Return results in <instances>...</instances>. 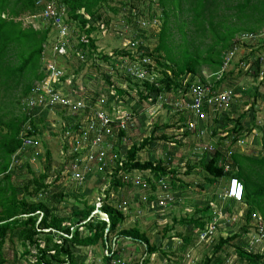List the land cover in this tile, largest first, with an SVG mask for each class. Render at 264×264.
Instances as JSON below:
<instances>
[{"label":"trees","instance_id":"1","mask_svg":"<svg viewBox=\"0 0 264 264\" xmlns=\"http://www.w3.org/2000/svg\"><path fill=\"white\" fill-rule=\"evenodd\" d=\"M36 1L0 0V264L6 263L2 248L7 237L11 241L17 240L22 247L19 258L27 264H80L74 250L98 245L109 254L102 256L103 264L114 262L131 264V261L132 264H153L152 257L157 253L167 258V250L161 245L152 244L145 231L137 226V222L130 228L122 227L129 213L125 212L123 202L112 204L108 190L104 197L99 198V207L96 206L97 203H88L87 191L81 196L73 195L76 210H71L68 216H62L59 214L58 206L66 203L70 194L67 191L49 190L51 184L45 182L46 174L25 179L20 193L13 182L11 170L20 173L25 167L33 174L29 160L18 165L13 159L18 153L24 154L27 149L22 150L21 134L26 133L28 137L38 134L33 111L27 104L33 98L35 82L41 81L44 77V60L45 62L48 59L52 60L58 69L62 68L66 72L69 71L70 65V62L65 60L64 49L67 46L59 54H52L57 37L50 33L49 23L46 24L40 18H33L41 11V8L36 6ZM110 1L112 0H56L57 4L65 9V23L73 32L72 38L75 36L79 40L78 48L81 54L75 52L68 58L70 60L72 57H79L77 68L73 70L74 75H78L86 67L84 57H89L90 64L97 68L100 77L108 85V90H112L119 98H131L135 93L140 103L151 100L158 103V97L168 93L171 101L175 98L188 101L186 95L189 94L191 86L198 84H210L211 92H217L220 85L234 71L225 72L219 80L214 76L207 81L199 75L200 71L207 68L210 73H217L223 65L224 55L232 47L238 50L241 44L245 46L247 42L250 44L258 41L256 38L243 41V34H257L264 30V0H125L120 2V7L110 6ZM104 8L114 16L121 15L126 25L134 27L135 35L132 40L137 39L135 36H140L141 21L144 24L157 22L158 31L151 33L157 40L153 51L143 52L140 44L136 54L126 50H114L112 55L97 53L96 42L100 35L105 33L101 26L104 24L108 27L110 22V19L103 18ZM27 18L29 20L32 18L39 28L32 23L26 24ZM175 34L179 35L177 39ZM145 38L149 40L150 37L145 35ZM259 56H255L252 51L249 56L251 59L243 56L239 61L240 64L244 62L249 67L254 64L258 74L261 66H264V63L262 64L264 61H261ZM119 57H127L130 64L124 60L116 64ZM146 61H150L153 67L145 65ZM135 63H139L147 71L146 79L135 80L134 76H129L127 70ZM233 63L238 64L237 73L240 74L244 69L238 62ZM103 64H106L109 70L103 71L101 69L104 67ZM157 67L160 68L158 73ZM197 76L199 78L195 81ZM125 82L127 83L122 87L121 84ZM101 96L106 98V105L110 107L114 95L108 91L102 93L96 91L93 99ZM251 107L254 105L251 104ZM131 112L130 117L135 123L136 115L134 111ZM174 114L178 116V121L185 119V123L187 121H194L197 125L200 123L188 119L189 115L186 112ZM62 117L64 118V115ZM242 117L244 114H239L233 120L234 126L228 132L230 136L241 132ZM222 119L227 123L232 121L228 116ZM224 120L215 118L214 122L219 125L222 122L226 127ZM179 124L178 127L181 128L183 125L181 122ZM76 129L77 127L74 130ZM154 130L139 143L132 141L129 132H119L118 142L121 146V139L126 138L127 149L122 165H118L110 176L109 188L117 192L125 185L119 175L120 172H149L150 176L145 178L143 183L146 184L145 188L148 187L147 196L150 197V201L156 202L154 205L157 206L159 201L152 195L157 189V184L166 176H173L171 178L173 185L177 180H174L175 171L169 167V163L162 160L152 162L138 159V153L157 140L154 137ZM199 131L197 128L192 134L198 137ZM186 132L189 133L187 130ZM210 133L212 138L215 130ZM161 139L166 137L161 136ZM236 139L234 138V143ZM208 147L204 153H211L213 148L215 151L208 159L204 156L201 160V167L208 177L207 180L217 184L223 178L222 181H229L230 178L236 177L244 187L243 200L240 203L252 208L246 211L244 224L238 232L227 237L219 236L222 227L216 222L215 236L209 238L210 241L206 239L207 241L201 242L199 234L205 231L210 221L213 222L212 209L217 205L210 203L202 208L196 207L194 214L197 213L199 217L192 213L178 221L174 220L182 226L191 225L193 228L185 234L174 236L179 240L177 249L189 256L187 251L193 248L194 243L212 244V254L204 256L199 264H227L230 255L225 254V247L230 245L234 248L239 264H264V253L248 252L243 243V237L248 232L247 227L252 222V214H257L261 219L259 223L264 227V158L262 156L251 158L233 153L229 160L227 153L224 155L218 145L213 144L210 150ZM28 150L27 155L31 158L32 150L29 148ZM228 161L230 172L224 171L223 166V163ZM67 174L70 176L69 172ZM255 179L260 181V189H256L259 183H256ZM126 185L129 186V183ZM100 196L102 195L99 194L97 198ZM234 203L232 201L231 204ZM96 210L100 212L95 213ZM103 215L106 218H103ZM168 233V227L164 226L161 238L165 239ZM127 243L129 245L125 246ZM130 245L142 251L139 258L131 256L134 250L129 247Z\"/></svg>","mask_w":264,"mask_h":264},{"label":"rangeland","instance_id":"2","mask_svg":"<svg viewBox=\"0 0 264 264\" xmlns=\"http://www.w3.org/2000/svg\"><path fill=\"white\" fill-rule=\"evenodd\" d=\"M124 1L125 0H112L110 1V6L120 7V2ZM138 6L141 7L140 4ZM103 11V18H107V20L110 19V22L108 27H106L104 24L101 26V28L105 29V33L101 34L96 42L97 53L100 52L101 54L112 55L114 54V50H126L128 52L130 51L131 53L135 52L136 54L137 49L139 48L138 45L140 44L142 45L141 47L143 52L153 51L157 44V40L156 37L151 36V33L158 31L157 22L144 24V22L141 21L139 28L140 36H135L137 39L132 40L131 38H133L135 35L134 27L131 25H126L123 22L121 15L114 16L110 11H107L106 8H104ZM145 13L147 16V12ZM158 14L159 13L157 12V15ZM25 23H32L33 26L39 28L37 24L34 23L32 18L30 20L27 18ZM145 35L150 37L149 40L145 38ZM175 37V39H177L179 35L175 34ZM78 42V38L74 36L68 45L69 47L65 51V60L68 63L70 62V65H68L69 70L76 69L78 65V56H76V58L72 57L69 60L70 55H73V53L77 52L78 55L81 54V51L78 48ZM207 42H209L208 39ZM263 44L264 30L259 32L257 42L254 41L250 44L247 42L245 46L241 44V47L237 51V62L240 63L239 57H243L248 52V50L251 52L253 51L255 56L263 55L264 57V49H262ZM232 49L233 47L231 50ZM89 60V57H84V63L86 62V67H84V70L80 71L79 74L74 77V80L71 79L70 83L67 81L63 84L62 91L65 94L67 93L70 96V99H80L78 96L90 97V95H95L96 91L102 93L103 89L104 91L108 90V85L105 84V81L100 77V74L96 70L97 68L93 66V64L91 65ZM117 60L116 64L122 60L130 64V61L127 57H119ZM261 61H263L262 58ZM47 64H53V62L48 59ZM47 64H43V67H46ZM103 65L104 67L101 68L103 71L109 70L106 64ZM242 69L244 70L239 74L237 73L238 64L236 65V63L233 62L229 63L227 71H234L236 73L233 72V74L220 85L221 87L217 90V92L230 91L233 94L231 104L228 106H218L217 110L212 108V103L208 104L206 113H203L202 118H199L202 124L198 125L197 127L203 130L205 128L206 133H204L202 137H207L212 130H215L217 137H221L224 134V131H219V129H224V126L222 125V122L221 125L214 123L215 118H218V120H224L222 118L228 116L229 119L232 120L231 122H233V120H235L239 114H244L245 117L242 119L241 124L244 128V132L247 133L243 132L244 135H242V138H247L245 143H248L252 148L256 147L258 153H261V155H263L262 157L264 158V147L262 146L264 141L263 137H261L264 135V75L259 74L261 68L257 74V69L254 64L250 67L248 66L247 68L244 67ZM157 70L158 73L160 68L157 67ZM209 71V69L203 68L199 75L206 77L209 75ZM198 78L199 76L195 78V81ZM126 83L127 82L123 84ZM35 85L38 86V82H35ZM167 100L170 101V97H168ZM251 104L252 106L254 105V107H251ZM113 105L115 107L119 106L120 109L129 113H132L131 110L134 111V114L136 115L134 127L128 131L129 136L132 137V141L139 143L143 138L149 136L154 128H156L154 130V137H156L157 140L139 152L138 159L141 161L149 160L152 162L162 160L164 163L169 162L171 159L170 161L172 166H177V177L182 182V185H185V189L184 186L181 187L180 184L176 185V187L171 186L170 176H166L157 184V189L154 190L155 193H151L155 199L160 202L159 205L162 206L158 205V208H156V206L153 208V204L156 205V202L154 203V201H150V197L147 196V194H149L147 193L149 192L148 187L142 188V181L143 179L150 176L149 172H120L119 175L122 177V181L125 185L120 187L117 192H114L109 188L111 184L110 176L112 175V172L110 173L111 168L105 170L104 173L107 174V176L104 174V176H99L98 174L100 173L97 171H91L83 184L77 185L74 181H72L71 177L68 176L67 173L70 164L74 162V160L70 159V155L75 149L80 150L82 144L78 139V135L74 134L69 127L74 121L73 117L69 114L70 110L68 108L56 109L57 114L55 109L52 111H44L41 109V111L33 112L34 123L38 128V134L35 135V137L38 140L39 145L35 147V149L29 148L32 150L31 158L27 155L29 153L27 148L24 154L18 153V155H16L13 159V162L18 165H22L25 161L29 160V166L33 171V174L29 173L25 167L21 169L20 173H14L15 171L11 170L13 174V182L19 188L18 190L20 193L25 179H31L32 177H38L42 174H46L45 182L51 184L49 190L55 192L67 191L70 194L68 201L66 203H61L58 206L59 214L62 216H68L71 210H76V207L73 204V195L81 196L84 191H87L86 195L88 196V203H97L96 206L99 207V198L104 197L106 195V191L108 190L112 204H121L123 202L122 206L125 207V212L129 213L127 214L126 222L122 224V227L127 229L134 226L137 222V226L142 231H145L152 244L159 246L161 245L167 250V258L163 257L160 253H157L152 257L151 263L199 264V261L204 256H210L212 254V244L194 243L193 248L190 249L189 258H187L185 254H182L177 249L178 244L173 237L165 239H162L161 237L164 226H167L169 229L168 236H175L177 233L182 235L187 233L188 230L193 229L191 225H187V227L182 226L179 223H175L174 220L178 221L185 216L192 214L196 207H205L207 204H209L206 203L209 201L207 200L208 196L209 198L214 199L217 197V195H222L224 193L226 186L223 189V183H217L213 185L210 187V190H208V186H205L206 190L201 193V190L198 187L199 185H203V182L200 180V176L197 175L195 177L194 172L191 176L189 174H185L187 161L190 158H192V161L196 160V157L191 155L190 152H192L194 148H196V150L199 148L197 144L205 145L204 143H207L208 146L212 139L209 136V138L199 140L191 132H189L190 136H183L182 133L184 130L185 119L180 120L183 126L181 128L178 127L180 124L178 121V116L174 114L176 111L170 108L167 109L166 105H164L165 107H162L161 103H154L152 100L151 102L147 101L145 103H140L138 102V96H136L135 93H133L131 98H116L113 102ZM61 111H65V113ZM63 115L64 118L62 117ZM188 119L195 121L197 120V118L193 115H189ZM225 123L227 126H229V123L226 121ZM232 124L233 123H231V125ZM245 128H247L249 132L245 130ZM161 136H165L166 139H161ZM218 140L219 138H214V141ZM205 146L200 148H202L204 151ZM235 146H237V149L239 148L238 144H235ZM121 147L126 148L127 145ZM84 154L87 155L88 152L85 151ZM33 156L34 158H32ZM95 167L96 165H94L93 169H95ZM223 179H221V181ZM255 181L256 183H259L256 186V189H260V181L256 179ZM127 183H129V186L126 185ZM69 191H71L72 195ZM99 194L102 196L97 198ZM179 197L181 198V201H183V207L177 208ZM173 203H175V206L172 205L173 207L168 208L170 204ZM231 203L232 201L227 200L224 204V207H226L230 216H236L234 217L235 221L233 223H228V220L230 219L228 218L229 215H224V230H222L219 235L222 237H227L234 234L235 232H238L242 224H244L246 211L252 208V206L245 205L243 203ZM171 209H174V213L169 212ZM91 216H93V214ZM247 228H250V231L254 230V226ZM119 241H121V239ZM167 241L169 242V247L167 245ZM246 241L247 238L243 237V243ZM128 245V243L125 244V246ZM129 247L134 250L131 253L132 257L139 258L142 255V251L136 249L135 246L132 245L131 247L130 245ZM2 249L3 257L6 261L5 264H27L26 261L19 258L22 247L19 245L16 239L11 241L7 237ZM131 249L127 250L131 251ZM74 251L78 255L77 260L80 262V264H103L101 259L103 255H106L105 251L102 250L99 245L84 249L77 248ZM225 251V254L230 255L227 260V264L240 263V261L238 262L237 260L236 253L232 246L228 245L225 247ZM181 255H184L182 260ZM168 260L169 262H167ZM132 263L133 262L131 261V264ZM113 264H121V262H114ZM125 264H128V262Z\"/></svg>","mask_w":264,"mask_h":264},{"label":"built area","instance_id":"3","mask_svg":"<svg viewBox=\"0 0 264 264\" xmlns=\"http://www.w3.org/2000/svg\"><path fill=\"white\" fill-rule=\"evenodd\" d=\"M36 6L41 8V11L37 16H33V18H40L46 24H50V33L57 37V43L52 49V54H59L65 46L67 48L69 47V38H72L73 35L72 30L65 23V9L59 6L55 0H37ZM258 35L259 33L243 34L242 39L243 41L252 40L253 38L258 39ZM66 49H64V52ZM237 51L236 47L229 50L223 57L224 62L221 69L215 74L209 73L203 79L207 81L216 76V80H219L221 75L227 72L229 63L235 60L237 62ZM260 57L264 61L263 55ZM47 61L45 62L46 64ZM51 62L53 61L51 60ZM144 63L145 65L153 67V64L148 61ZM240 66L241 68H247L249 65L246 66L243 62ZM263 69L264 66H261L259 74L263 75ZM146 72L139 63L133 64L127 70L129 76H134L133 78L135 80L146 79L148 75ZM65 73H67V76L64 77ZM75 76L73 70L66 72L62 68L58 69L54 64H47L46 67L44 66V77L38 82V86L35 85L33 98H31L27 106L33 112L41 111V109L44 111H52L58 108H68L70 110L69 114L73 117L74 122L69 127L74 134L78 135L82 147L80 150L75 149L70 155V159L74 160V162L70 164L68 172L70 173L72 181L76 184H82L91 171L95 170L98 173H104L106 169L111 168L110 173H113V170L118 165H122V162L125 160V149L127 148H122L121 146H126V138L121 139L120 146L118 135L120 131L128 132L133 128L134 119L130 117L129 112L120 109L119 106L115 107L113 105L114 100L118 97L112 90H106L114 95V100L111 102L110 107L106 105V98L103 96L95 99H93V95H90V97L78 96L82 100L70 99V96L67 93L65 94L62 88L64 83L67 81L70 83L71 79L74 80ZM151 81L153 82V79ZM121 86L124 87L123 83ZM210 89V84L192 85L189 94L186 95L189 98L188 101L183 98H175L171 101V96L168 93L158 97V104L161 103L162 107L166 105L167 109L173 108L176 112H186L187 115H193L197 118L196 121L198 122L200 121L199 118H202L203 113H206L208 104L212 103L214 110H217L218 106H228L231 104L233 94L230 91L211 92ZM168 97H170V101L167 100ZM61 112L65 113V111ZM185 125V129L191 133L198 128L197 123L194 121H187ZM75 127H77L76 131L74 130ZM204 133H206L205 128L204 130L200 129L198 137H201ZM21 139L22 150L26 148L35 149L39 145L35 136L28 137L26 133H22ZM85 151L88 152L87 155L84 154ZM92 164L93 167L96 165L95 169H93ZM142 182H145V179ZM145 187L146 184L143 183L142 188ZM243 195L244 187L242 182L236 177H232L228 181L222 200L228 199L235 203H240L243 200ZM96 212L100 211L96 210ZM103 218H106V216L103 215ZM259 220L261 219L257 214H252L253 223L251 222L248 227L254 226V230L250 231L251 229L248 228V232L244 235L247 238V241L244 243V248L248 252L264 253V227L259 223ZM215 223L216 221L208 223L205 231L199 234L201 242L207 241L206 239L210 241L211 237L215 236ZM105 253L109 255L107 251ZM186 257L189 258V256Z\"/></svg>","mask_w":264,"mask_h":264},{"label":"crops","instance_id":"4","mask_svg":"<svg viewBox=\"0 0 264 264\" xmlns=\"http://www.w3.org/2000/svg\"><path fill=\"white\" fill-rule=\"evenodd\" d=\"M251 55V52H250V50H248V52L244 55V56H248V58H249V56ZM245 117V116H244ZM244 117H242L241 119H240V122L242 121V119H244ZM230 118H231V116H230ZM232 119V118H231ZM236 119V118H235ZM180 122V121H179ZM215 123V122H214ZM231 123H233L232 125H231ZM242 123V122H241ZM202 124V122H200V123H198V125H201ZM233 126H234V121L233 122H229V126H226V127H224V129H219V131H224V134L220 137H217V135H216V132H215V134H214V136L211 138L212 139V141L213 142H210V144L207 146V143H204L205 145H202V144H197L198 146H199V148L196 150V148H194V150L192 151V152H190V154L191 155H193L194 157H196V160L195 161H192L191 159L192 158H190L188 161H187V164H186V172H185V174H189L190 176L193 174V172H194V176L196 177L197 175H199L200 176V180L203 182V185H199L198 187H199V189L201 190V193H203L204 192V190H206V188H205V186H208L209 188H208V190H210V187H212L213 185H215L214 183H210L209 182V180H207L208 179V177L206 176V173H205V171H203V168L201 167V160L203 159V157L204 156H206V159H208V156L210 155V154H212L215 150H214V148L212 149V151H211V153H208V152H205L204 153V151L206 150V147H208V148H211V147H213V145H212V143L213 144H215L216 146L218 145V148H220L221 150H222V153H224V155H225V153H227V158L230 160V156L233 154V153H238V154H242V155H245V156H247V157H251V158H258V157H260V156H263V155H261V153H258V150H256L257 148L256 147H251L248 143H245V141L247 140V138H242V135H244V133H247V132H244V128H242L241 129V132L238 134V135H231L230 136V134L228 133L229 132V130H231L232 128H233ZM203 127H204V124H203ZM214 129V128H213ZM245 130H247L248 132H249V130L247 129V128H245ZM244 132V133H243ZM183 136H188L189 135V133L187 134V132H186V130H185V126H184V130H183ZM190 136V135H189ZM209 136H211V133H209L208 134V136L207 137H197L196 135H195V137L197 138V139H199V140H203L204 138H209ZM261 137H263V141H264V135H262ZM214 138H219V140L218 141H214ZM234 138H237L236 139V142L234 143ZM235 144H238V146H239V148L237 149V146H235ZM244 145V146H243ZM202 146H205V148H204V151H203V149L202 148H200V147H202ZM211 146V147H210ZM262 146L264 147V144H262ZM215 147V146H214ZM170 159V158H169ZM171 160V159H170ZM169 160V162H167V163H169V167H171L172 168V170H174L175 171V173H174V180L176 179L177 181H176V183L173 185V184H170L171 186H173V187H176V185H178V184H180V186L182 187V186H184V189H185V185H182V182L178 179V177H177V166H172V164H171V161ZM230 161H228V162H224L223 163V166H224V171H226V172H230L231 171V167H230V163H229ZM190 166V167H189ZM199 168V169H198ZM194 177V178H195ZM171 178H173V176H171L170 177V179ZM220 183H223L222 185H223V189H224V187L226 186L227 187V184H228V180H226V181H220L219 182V184ZM243 184V183H242ZM192 185H194V184H192ZM189 187V186H188ZM187 187V188H188ZM191 187V186H190ZM182 189V188H181ZM226 190V189H225ZM214 194H215V192H214ZM224 194V193H223ZM223 194L222 195H217V197L216 198H209V196L207 197V200H209V201H207L206 203H212V204H217V207H214L213 209H212V215H214V218H212V220L213 221H216L217 222V224H219V226H221L222 228H223V222L225 221V219H224V215L225 214H228V211H227V209H226V207H224V204H225V202L228 200V199H225V200H222V196H223ZM183 195V194H182ZM181 195V196H182ZM186 199V198H185ZM187 199H188V197H187ZM186 199V200H187ZM172 203V202H171ZM175 203H173V204H170V206L168 207V208H170V207H173V206H175L174 205ZM173 205V206H172ZM177 208H180V207H183V201H181V198L179 197V200H178V202H177ZM205 205V204H204ZM203 205V206H204ZM208 205V204H207ZM219 205V206H218ZM155 207V205L153 204V208ZM156 208H158V204H157V206H156ZM175 209V208H174ZM174 209H171V210H169V212H173L174 213ZM195 210V209H194ZM193 215L194 216H196L197 215V213H195L194 214V212H193ZM229 215V214H228ZM186 217V216H185ZM197 217H199V215H197ZM234 217H236V216H228V218H230L229 220H228V223H230V222H234L235 221V218ZM183 219V218H182ZM209 223H211V221L209 222ZM231 223V224H232ZM222 230H224V228L222 229ZM178 235H179V233H177ZM220 234V233H219ZM176 235V234H175ZM169 237H173L175 240H176V243L177 244H179V240L178 239H176L174 236H168V234H167V237L166 238H169ZM173 242V241H172ZM167 245H168V247H169V242L167 241ZM187 252H190V250H188ZM168 254V253H167ZM183 258H184V256H182ZM167 262H169V260L167 261Z\"/></svg>","mask_w":264,"mask_h":264},{"label":"clouds","instance_id":"5","mask_svg":"<svg viewBox=\"0 0 264 264\" xmlns=\"http://www.w3.org/2000/svg\"><path fill=\"white\" fill-rule=\"evenodd\" d=\"M231 201V200H230Z\"/></svg>","mask_w":264,"mask_h":264}]
</instances>
